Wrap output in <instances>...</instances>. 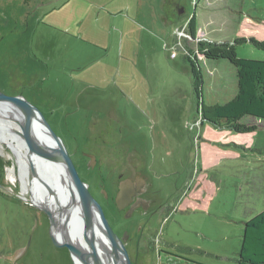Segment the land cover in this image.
<instances>
[{
	"label": "rangeland",
	"instance_id": "obj_1",
	"mask_svg": "<svg viewBox=\"0 0 264 264\" xmlns=\"http://www.w3.org/2000/svg\"><path fill=\"white\" fill-rule=\"evenodd\" d=\"M41 1L0 0V89L39 108L54 132L71 143L66 146L88 182L96 186L99 173L113 180L121 173L127 178L141 173L162 190L168 212L153 225L156 250L138 253L129 245L134 264L145 259L159 264L167 256L233 264L242 216L253 202L247 173L264 168L250 157L264 158V119L247 117L262 127L242 134L203 117L204 105L233 99L238 82L235 65L207 58L199 43L264 40V0H158V20L137 22L141 28L130 39L128 29L104 18L93 20L88 31L78 30L77 39L43 30L41 22L36 30ZM174 2L184 10L175 32L164 22ZM235 51L238 57L264 60V50L249 41L235 44ZM189 59L202 75L200 98ZM226 136H234L229 143L235 153L224 146ZM82 151L96 156L94 168ZM237 155L239 162L221 160ZM28 174L33 179L32 169ZM22 183L18 158L5 145L0 149V264H74L70 250L54 241L51 217Z\"/></svg>",
	"mask_w": 264,
	"mask_h": 264
},
{
	"label": "water",
	"instance_id": "obj_2",
	"mask_svg": "<svg viewBox=\"0 0 264 264\" xmlns=\"http://www.w3.org/2000/svg\"><path fill=\"white\" fill-rule=\"evenodd\" d=\"M4 103L12 108L14 120L20 126V135L26 142L29 152L31 154H36L47 161L63 165L70 180L71 202L72 205L75 204V208H73L74 210L71 211H75V214L77 211H80L84 217L85 232L84 227L83 232L85 234V240L88 243L87 245H84L82 242L77 243L73 240V237L69 238L67 236V232H70L72 229L69 226L70 218L68 215L64 218V237L59 240L54 235L53 227H57V215L63 214V211L59 208L57 212H54L49 206H40V208L51 217L54 241L58 245L67 247L70 250L72 257L74 259L75 257H78L83 264H106L99 252L100 245L107 258L111 261L109 264H134L124 243V241L127 240V236L122 239L117 233H115L108 219L105 217L102 208L89 191L87 183L82 180L64 140L54 132L44 114L23 95H9L0 89V104ZM36 118H40L43 123L46 124L48 131L55 140L54 145L42 142L38 139L33 126ZM88 156L91 159L89 166L94 167L96 164V156L93 154H89ZM31 169L34 176H36L37 171L33 164H31ZM129 185L130 179L128 178L123 179L120 182L116 202L121 209L126 206L128 201H130L131 196L136 195L135 192L129 193L127 191ZM32 202L35 204L33 200ZM96 210L99 211L102 218V226L97 219ZM96 224L98 225V228ZM79 225H82L81 221L79 222ZM98 235L101 236V240H99ZM102 238H106L109 245H106L105 240Z\"/></svg>",
	"mask_w": 264,
	"mask_h": 264
},
{
	"label": "crops",
	"instance_id": "obj_3",
	"mask_svg": "<svg viewBox=\"0 0 264 264\" xmlns=\"http://www.w3.org/2000/svg\"><path fill=\"white\" fill-rule=\"evenodd\" d=\"M40 3V6H42L41 9H43L44 11L42 12L41 19L38 18L36 22L34 20L36 30H39V27L41 25H44L45 27L41 29L48 30V32L52 29L62 33L66 32L75 39L78 38L76 36V34H78V30L81 31L83 29L84 31H88L93 26L92 21L95 20L99 22L100 18H104V21L106 23L111 22L113 25L122 26L125 30L128 29V32L132 35L129 36V39L132 37H136V32L140 30L141 27L138 23H142L146 19H151V16H154V19L158 20L155 10L159 3L158 0H43ZM177 8L178 4L174 2V7L173 5H170L164 17V22L167 28L172 30L174 26V32L178 28V26L175 25L178 24V19H182L181 16H184L182 15L184 10H180V14H178ZM102 12L105 13L103 14ZM131 12L134 15H131ZM117 18L119 19L118 21L116 20ZM30 21L32 22V20ZM40 22L41 25H39ZM30 25L31 23L29 22V27ZM168 32L169 31H167V33ZM256 125L257 129L259 127H262L258 124ZM233 138L234 136H226V141L223 142L225 147H228L229 149L233 147V150H230L231 152L235 153V146L229 143ZM250 157L254 159L253 162H263L264 165L263 157L252 155ZM241 159L242 157H239L238 155L221 158V160L225 162H239L241 161ZM262 170L263 171L259 170L258 167L255 166L252 172L247 173L251 178L249 182L250 185L248 189V198H252L253 202L250 207H245V215L242 216L245 221L251 219L257 213L264 210V202L262 204L260 203L264 201V168ZM258 204L260 206L257 208ZM142 264H147V260H143ZM159 264L211 263H208V261H193L192 259H175L173 257L167 256L166 258L160 257ZM233 264H236L235 259Z\"/></svg>",
	"mask_w": 264,
	"mask_h": 264
},
{
	"label": "trees",
	"instance_id": "obj_4",
	"mask_svg": "<svg viewBox=\"0 0 264 264\" xmlns=\"http://www.w3.org/2000/svg\"><path fill=\"white\" fill-rule=\"evenodd\" d=\"M196 31V30H195ZM194 27L191 34L195 35ZM251 42L254 46L264 50V40L255 37H241L234 40V44L200 42V51L207 58H226L237 68L238 89L235 97L228 102L214 106L204 105L203 117L228 129L246 134L257 129L256 124L245 121L247 117L264 119V60L243 58L236 56L235 44ZM191 63L193 88L199 98L202 96V75L195 64ZM236 264H264V210L244 222L240 249L235 259Z\"/></svg>",
	"mask_w": 264,
	"mask_h": 264
},
{
	"label": "flooded vegetation",
	"instance_id": "obj_5",
	"mask_svg": "<svg viewBox=\"0 0 264 264\" xmlns=\"http://www.w3.org/2000/svg\"><path fill=\"white\" fill-rule=\"evenodd\" d=\"M178 14H180V8ZM63 140L67 146L71 145V143L68 142V139L63 138ZM73 142L77 144V141H73ZM68 151L75 163L78 172H80L78 165L74 160L75 158L74 150L68 147ZM81 154L82 156L88 159L87 163L89 166L91 159L88 155L93 153L82 151ZM96 162H97V158H96ZM127 177L128 176H123L121 173L118 174L117 180H113V178L106 179V177H104L103 174L99 173V178H98L99 180L97 181L98 183L95 186V184H93L92 182H88L81 176L82 180L85 183H87L89 191L91 192L97 203L102 208L105 217L108 219L115 233H117L119 237L122 239L125 236H127V240L124 241L127 250H128V246L132 245V247H134V250L138 253L144 248H148L150 251H154L156 250V237L153 238L154 237L153 225L156 222L158 216L162 212H168L167 201H165L166 198L162 196L163 194L161 189L159 188L154 189L152 183L148 181L147 177L143 176L140 173V175H136L134 177L128 178L130 179V185L129 187H127L128 189L127 191L129 193L135 192L136 195L131 196L130 201L126 203L125 207H123L122 209L119 208L116 202V196L119 192L120 182L123 179H126ZM96 213H97V219L99 220V223L102 226L103 221L100 216V213L98 210H96ZM125 215L127 218L125 217ZM76 216L73 218V220L70 219L69 226L72 229L70 232L69 231L67 232V236L70 238L73 237V240L75 242L81 243L77 241L75 237L78 235L77 231L79 229L78 226L79 222L81 221L83 225V221L85 224V220L84 217L82 218L79 214H77ZM75 219L77 221H75ZM62 220H63L62 218L59 219L58 223L61 222ZM64 223H65V219L63 220L62 226H60L56 230V234L59 240L63 239L64 237V228H63ZM96 226L98 228L97 224ZM84 232H85V226H84ZM99 240H101V236H99ZM85 243L86 244L84 243L83 244L84 245L88 244L86 240ZM105 243L106 245H108L107 241ZM99 248H100L99 249L100 252L102 249L101 245L99 246ZM76 259L73 258L74 264H76ZM80 263L83 264L81 261Z\"/></svg>",
	"mask_w": 264,
	"mask_h": 264
},
{
	"label": "bare ground",
	"instance_id": "obj_6",
	"mask_svg": "<svg viewBox=\"0 0 264 264\" xmlns=\"http://www.w3.org/2000/svg\"><path fill=\"white\" fill-rule=\"evenodd\" d=\"M33 126L35 134L40 141L50 143L51 145L55 144L53 136L48 131L46 124L43 123L40 118H36ZM0 128L2 129V134H0V149L7 145L16 154L18 162L21 166V176L24 191L28 192L30 190L32 192V200L35 202V204L41 207L44 205L49 206L52 208V210H54V212H57V210L60 208L63 211V214L57 215L58 221L61 218L64 220L67 215L71 220L77 214L83 218V215L80 214V211H77L76 214L75 211H71L74 210L73 208H75V204L72 205L71 202V185L69 184L70 180L63 165L60 163L47 161L38 155L31 154L29 152L26 142L20 135V126L14 120L13 110L5 103L0 104ZM31 164L34 165L37 171V175L33 176V179H30L28 176V173L31 170ZM22 170H24V172ZM9 174L11 177L13 176L12 169H9ZM63 220L58 223L56 228L53 227V232L56 237V230L62 226ZM75 221L77 220L75 219ZM78 226V235L75 237V239L86 244L85 234L82 227L83 225ZM102 239L105 240V242L107 241L109 245V242L106 238ZM100 253L104 262L109 264L111 261L103 252V249H101ZM75 259L76 264H81L78 257H75Z\"/></svg>",
	"mask_w": 264,
	"mask_h": 264
},
{
	"label": "clouds",
	"instance_id": "obj_7",
	"mask_svg": "<svg viewBox=\"0 0 264 264\" xmlns=\"http://www.w3.org/2000/svg\"><path fill=\"white\" fill-rule=\"evenodd\" d=\"M81 214V213H80ZM83 220V219H82ZM85 226V224H84V221H83V226L82 227H84Z\"/></svg>",
	"mask_w": 264,
	"mask_h": 264
}]
</instances>
